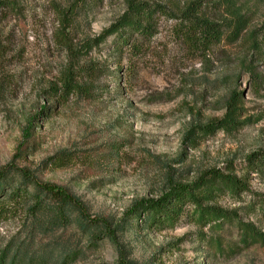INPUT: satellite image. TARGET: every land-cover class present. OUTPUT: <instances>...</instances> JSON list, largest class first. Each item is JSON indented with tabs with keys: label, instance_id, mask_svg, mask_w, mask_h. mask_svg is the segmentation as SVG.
<instances>
[{
	"label": "rangeland",
	"instance_id": "obj_1",
	"mask_svg": "<svg viewBox=\"0 0 264 264\" xmlns=\"http://www.w3.org/2000/svg\"><path fill=\"white\" fill-rule=\"evenodd\" d=\"M10 1L0 11V168L12 162L36 170L43 180L74 191L90 213L119 221L136 200L161 195L171 179L190 182L231 163L242 175L248 155L264 149V0H232L248 16L247 29L239 40L223 39L207 53L188 48L175 31L176 19L163 16L133 58L109 50V38L77 59L69 48L100 34L127 0ZM205 11L230 17L222 3L208 1ZM74 62L84 67L81 82L93 86V95L57 104L51 86ZM89 66H97L96 73L85 71ZM234 91L244 109L239 120L248 124L186 137L193 126L223 117ZM29 125L34 136L24 140ZM63 154L71 160L50 162ZM246 179L249 191L239 199L221 195L217 201L264 231V213L255 204L264 196V171ZM201 232L207 240L217 238L224 252L214 241H201ZM70 233L64 236L68 245H84ZM24 235L20 215L0 221V248ZM239 238L237 225L229 223L203 231L186 222L161 230L128 227L116 240L87 247L73 264H116L120 250L137 264H264V243L243 246Z\"/></svg>",
	"mask_w": 264,
	"mask_h": 264
},
{
	"label": "trees",
	"instance_id": "obj_2",
	"mask_svg": "<svg viewBox=\"0 0 264 264\" xmlns=\"http://www.w3.org/2000/svg\"><path fill=\"white\" fill-rule=\"evenodd\" d=\"M182 6L172 7L166 2L147 0H127L125 11L100 34L89 38L75 48H69L74 58L88 55L94 49L107 45L109 50L128 57L139 54L146 41L157 32L160 17L176 19L175 31L188 48L195 52L207 53L223 39L228 42L239 40L249 24L248 16L232 0H181ZM221 3L228 9L230 17L209 16L205 11L207 2ZM217 1V2H216ZM10 0H0L2 7ZM252 31V38L255 36ZM84 69L78 62L70 64L59 82L51 86L50 96L57 104H65L72 97H92L94 88L88 82H81L80 72ZM97 66H89L85 71L96 73ZM93 73L89 77L93 76ZM80 76V77H79ZM241 93L233 92L227 100L223 117L202 125L193 126L186 137L197 138L215 134L219 130H236L249 123L239 120L244 111L240 107ZM45 108L44 113H48ZM38 117L32 118L37 121ZM33 127L24 130V140L33 138ZM25 145L21 146V149ZM65 153V152H64ZM55 165L70 161L68 155L49 158ZM264 171V149L256 150L247 157V171L239 175L234 163L226 168H211L190 182L170 180L161 195L136 200L116 221L90 213L85 201L66 186L43 180L36 172L26 167H18L12 162L0 168V221L10 216L20 215L25 232L23 238L7 243L0 248V264H33L37 258L40 264H73L85 254L86 248L96 249L105 238L116 240L128 227L143 226L145 229H172L181 222L195 224L201 231L223 228L226 223L236 224L239 242L243 246L264 243V231L253 222L245 221L235 210L218 203L221 195L240 198L249 191L250 172ZM264 213V196L255 203ZM71 230L70 239L85 241L83 246L68 245L64 236ZM201 241L213 242L219 253H223L222 243L217 238H209L205 232L199 233ZM47 239L45 243L40 240ZM106 264V263H103ZM116 264H137L128 254L120 250Z\"/></svg>",
	"mask_w": 264,
	"mask_h": 264
}]
</instances>
